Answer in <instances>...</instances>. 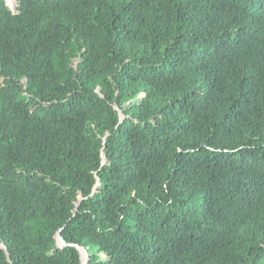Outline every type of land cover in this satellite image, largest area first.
Instances as JSON below:
<instances>
[{
  "label": "trees",
  "instance_id": "obj_1",
  "mask_svg": "<svg viewBox=\"0 0 264 264\" xmlns=\"http://www.w3.org/2000/svg\"><path fill=\"white\" fill-rule=\"evenodd\" d=\"M0 247L264 264V0H0Z\"/></svg>",
  "mask_w": 264,
  "mask_h": 264
},
{
  "label": "rangeland",
  "instance_id": "obj_2",
  "mask_svg": "<svg viewBox=\"0 0 264 264\" xmlns=\"http://www.w3.org/2000/svg\"><path fill=\"white\" fill-rule=\"evenodd\" d=\"M57 245L58 246H62L63 245V242L60 239H58ZM79 251L81 253L82 263L84 264L86 262V260H87L86 252L84 250H82V249H80Z\"/></svg>",
  "mask_w": 264,
  "mask_h": 264
},
{
  "label": "water",
  "instance_id": "obj_3",
  "mask_svg": "<svg viewBox=\"0 0 264 264\" xmlns=\"http://www.w3.org/2000/svg\"><path fill=\"white\" fill-rule=\"evenodd\" d=\"M0 249L5 250V248H3V247H0Z\"/></svg>",
  "mask_w": 264,
  "mask_h": 264
}]
</instances>
